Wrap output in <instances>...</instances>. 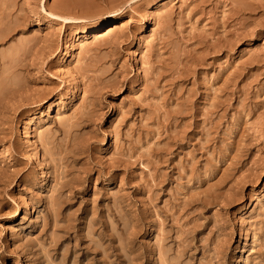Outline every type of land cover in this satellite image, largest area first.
<instances>
[{"label": "rangeland", "instance_id": "rangeland-1", "mask_svg": "<svg viewBox=\"0 0 264 264\" xmlns=\"http://www.w3.org/2000/svg\"><path fill=\"white\" fill-rule=\"evenodd\" d=\"M60 1L0 0V264H93L109 229L120 264H264V0Z\"/></svg>", "mask_w": 264, "mask_h": 264}, {"label": "bare ground", "instance_id": "bare-ground-1", "mask_svg": "<svg viewBox=\"0 0 264 264\" xmlns=\"http://www.w3.org/2000/svg\"><path fill=\"white\" fill-rule=\"evenodd\" d=\"M60 2L63 3L64 5L67 4L65 0H62ZM163 18H164V20L166 22H168L169 19H170V14L167 13V14L163 15ZM64 19L65 20H69V21L70 20H76L74 17H64ZM126 28H127V23L120 21V22H114V23H112L110 25H107L105 28H103L102 25L91 26V27L86 28L84 30V32H85L86 35H89L90 33H93V32H96V31L104 29L105 30V32L103 33L104 35H99V36H102V38L105 39V38H108V37H114L116 34L121 33V31L125 30ZM70 133L71 132H69V134ZM42 139H43L44 143H45V140H46V143H48V138L47 137L43 136ZM53 149H54L53 147L46 148V150H47V152L49 154L54 153ZM54 151H55V149H54ZM8 156H9L8 153H6L4 151H0V162H2L5 159H7ZM1 174H2V172H1ZM66 186H67V183H65V182L61 183V185L57 189L59 195L57 197L56 196L52 197V199L49 202L48 207H49V210H50V212L52 214V217H53V220H52L51 224H53L54 227H57V229L62 230L65 234L70 235V233L72 231L76 230L77 217L73 216V214H76V212H74L72 214H66L65 218H62V211H61L62 204L70 202V199L68 197H65V198L63 197V190H64V188H66ZM115 201L118 202V199H115ZM115 213L119 214L121 216V218L124 221L123 222L124 226H125L124 228L127 229L128 225H129V222L125 219V213L123 212L122 207L118 203L116 205ZM61 220H63L64 225H59V222ZM47 225H49V224H47ZM135 226L136 225H134V227ZM140 226L141 225H138L137 227L139 228ZM97 227L98 226L96 225V223L91 221L90 222V226H89L90 234L94 233L96 231V229H98ZM113 229L114 228H112V230ZM109 232H110V229H109V231H107L106 236H108L109 237L108 239L111 241L110 244L108 243V248H110V251L108 250V248H105V250L103 251L101 249H98L97 247H95L94 249H91L88 245L84 246V250H86V251H84V253L89 252V254L93 255V257L91 258L93 260V262H92L93 264H99L101 259H99L98 256L100 254L103 255L102 256L103 258L107 259L106 262L108 264H116V263L120 264L119 263V259L121 261V260H125V258L127 257L126 254H122L121 255V254L116 253L118 248H117V246L113 245V242H114L112 240L113 239V231H111L112 234H109ZM104 236H105V234H104ZM63 237H64L63 235L61 236V235H58V234H55L53 236V245H52L53 248L59 247L60 242H61ZM84 242H85V240H84ZM96 245H98V243H96ZM187 247H189V245H184V249L185 250L187 249ZM113 256L116 257V258L110 260L109 258H112ZM75 263H77V261H75ZM75 263H73V264H75Z\"/></svg>", "mask_w": 264, "mask_h": 264}]
</instances>
